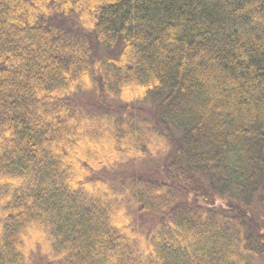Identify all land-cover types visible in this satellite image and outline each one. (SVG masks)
Listing matches in <instances>:
<instances>
[{
	"label": "trees",
	"instance_id": "trees-1",
	"mask_svg": "<svg viewBox=\"0 0 264 264\" xmlns=\"http://www.w3.org/2000/svg\"><path fill=\"white\" fill-rule=\"evenodd\" d=\"M0 264H264V0H0Z\"/></svg>",
	"mask_w": 264,
	"mask_h": 264
},
{
	"label": "rangeland",
	"instance_id": "rangeland-1",
	"mask_svg": "<svg viewBox=\"0 0 264 264\" xmlns=\"http://www.w3.org/2000/svg\"><path fill=\"white\" fill-rule=\"evenodd\" d=\"M130 162L131 165V169L134 170H140V171H145V170H150L151 167H154L156 165L155 161L153 159H148V160H144L143 162H141V160H135L134 163ZM217 201H220V199L218 200V198H216Z\"/></svg>",
	"mask_w": 264,
	"mask_h": 264
}]
</instances>
